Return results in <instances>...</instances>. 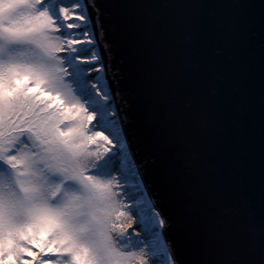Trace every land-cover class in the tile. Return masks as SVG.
Segmentation results:
<instances>
[{
	"label": "snow or ice",
	"instance_id": "1",
	"mask_svg": "<svg viewBox=\"0 0 264 264\" xmlns=\"http://www.w3.org/2000/svg\"><path fill=\"white\" fill-rule=\"evenodd\" d=\"M112 31L101 0H0V264H186L167 232L190 206L154 196L139 166L112 175L109 154L129 155L136 97L126 89L121 106L90 86L78 47L104 44L91 53L99 63ZM161 181L171 189L166 169Z\"/></svg>",
	"mask_w": 264,
	"mask_h": 264
},
{
	"label": "water",
	"instance_id": "2",
	"mask_svg": "<svg viewBox=\"0 0 264 264\" xmlns=\"http://www.w3.org/2000/svg\"><path fill=\"white\" fill-rule=\"evenodd\" d=\"M101 4L115 44L102 54L110 92L121 106L126 89L125 100L136 97L138 119L125 127L139 170L154 196L190 206L187 224L173 226L168 240L186 264H260L264 0Z\"/></svg>",
	"mask_w": 264,
	"mask_h": 264
},
{
	"label": "bare ground",
	"instance_id": "3",
	"mask_svg": "<svg viewBox=\"0 0 264 264\" xmlns=\"http://www.w3.org/2000/svg\"><path fill=\"white\" fill-rule=\"evenodd\" d=\"M53 2H55V0H53ZM68 2H69V7H70L71 6V3H72V0H68ZM81 40H83V39H81ZM82 45L85 47V48H83L84 51H87V50H92L93 51V50H95L99 54L98 45H97V47L95 49H93L92 46L87 45V44H82ZM83 62L84 63L82 65L87 70L86 75H88V76H95L94 82H95V84L98 87L101 88V92L102 93L105 92V91H107V92L110 93V90L108 89V86H107L106 82L105 81H102L100 79V76L104 74V67H103V70H101L98 73L95 71L96 68H100L101 66H103L102 60L99 63L92 62L91 61V55H89V56L83 58ZM90 63L92 64L91 67H89V64ZM111 110L112 109H109V111H111ZM95 127L97 128V127H100V126L96 124ZM103 130L104 131H107L104 128H103ZM122 164H123V169L132 168L134 166V164H133V162H132L131 159H125L124 161H122L121 163H119L117 165V168L119 169V173L123 170L122 169ZM133 183H135V182L133 181ZM133 191H134V189H132L131 187H129L128 192H133ZM129 202L132 203V201L130 199H129ZM131 223H132V229H135L137 232H140V228L137 226V219L135 218V213H134V219H133V221ZM141 236H143V233H141ZM150 264H151V261H150Z\"/></svg>",
	"mask_w": 264,
	"mask_h": 264
},
{
	"label": "rangeland",
	"instance_id": "4",
	"mask_svg": "<svg viewBox=\"0 0 264 264\" xmlns=\"http://www.w3.org/2000/svg\"><path fill=\"white\" fill-rule=\"evenodd\" d=\"M55 1H56V0H55ZM56 2H59V0H57ZM62 2H63V5H64V6L69 7V2H68V0H62ZM70 31H71V30H70ZM79 39H80V40H81V39H84V37H83V36H80ZM78 47L82 49V51H80V53H79V55H80L82 61H83V58H84V57H87V56L91 55L92 50L84 51L83 48H85V47H84L83 45H78ZM61 56H64L63 53H61ZM64 66L66 67V65H64ZM82 67H84V66L82 65ZM84 68H85V67H84ZM85 69H86V68H85ZM86 73H87V70L85 71V75H86ZM87 76H88V75H87ZM88 77H89V79H88V83H89V85L91 86L92 84H95V82H94L95 76H88ZM100 79H101L102 81H105V82H106V77H105L104 74L100 76ZM99 88H100V87H99ZM100 89H101V88H100ZM89 111H91V109H89ZM95 123H96V122L93 121L92 124L89 125L90 128H93V131H100V132H103L104 135H109L108 132L106 133V132H105L104 130H102V129H99V128H95V127H93V126L95 125ZM110 138H112V137H110ZM113 143H114V144L116 143V140H115L114 138H113ZM96 147H99L101 151L103 150V146H101V145H95V146H93V150H95ZM109 155H112V156H113L112 166H113L114 164H116V163L119 164V163H121L122 161L125 160V159L123 158L122 154L117 153V152H115V151H114L113 153H110ZM113 168H114L115 170L113 171L112 175H116V176H118V174H117V172H116V171H117L116 167L113 166ZM124 202L127 203V204H131V203L129 202V199H125ZM133 216H134V213H133ZM131 231H132V229H129V232H131Z\"/></svg>",
	"mask_w": 264,
	"mask_h": 264
}]
</instances>
